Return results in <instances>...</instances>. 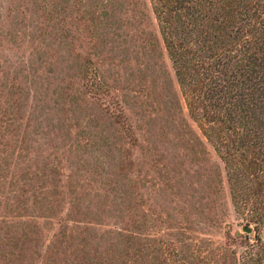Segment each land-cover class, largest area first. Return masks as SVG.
I'll use <instances>...</instances> for the list:
<instances>
[{"label": "rangeland", "instance_id": "rangeland-1", "mask_svg": "<svg viewBox=\"0 0 264 264\" xmlns=\"http://www.w3.org/2000/svg\"><path fill=\"white\" fill-rule=\"evenodd\" d=\"M226 173L149 0H0V264H241Z\"/></svg>", "mask_w": 264, "mask_h": 264}, {"label": "trees", "instance_id": "trees-1", "mask_svg": "<svg viewBox=\"0 0 264 264\" xmlns=\"http://www.w3.org/2000/svg\"><path fill=\"white\" fill-rule=\"evenodd\" d=\"M149 1L188 112L224 162L234 205L264 226V0ZM257 240L241 264H264Z\"/></svg>", "mask_w": 264, "mask_h": 264}, {"label": "water", "instance_id": "water-1", "mask_svg": "<svg viewBox=\"0 0 264 264\" xmlns=\"http://www.w3.org/2000/svg\"><path fill=\"white\" fill-rule=\"evenodd\" d=\"M246 232H250L251 231V227L249 225H243L242 227Z\"/></svg>", "mask_w": 264, "mask_h": 264}]
</instances>
